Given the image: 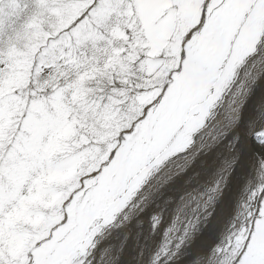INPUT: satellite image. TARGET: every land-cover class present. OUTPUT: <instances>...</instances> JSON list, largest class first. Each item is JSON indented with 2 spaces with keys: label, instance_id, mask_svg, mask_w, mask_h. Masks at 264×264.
Masks as SVG:
<instances>
[{
  "label": "snow or ice",
  "instance_id": "1",
  "mask_svg": "<svg viewBox=\"0 0 264 264\" xmlns=\"http://www.w3.org/2000/svg\"><path fill=\"white\" fill-rule=\"evenodd\" d=\"M0 264H264V0H0Z\"/></svg>",
  "mask_w": 264,
  "mask_h": 264
}]
</instances>
